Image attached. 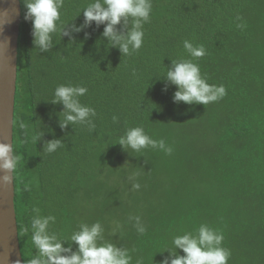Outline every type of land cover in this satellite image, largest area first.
I'll use <instances>...</instances> for the list:
<instances>
[{
  "label": "trees",
  "instance_id": "trees-1",
  "mask_svg": "<svg viewBox=\"0 0 264 264\" xmlns=\"http://www.w3.org/2000/svg\"><path fill=\"white\" fill-rule=\"evenodd\" d=\"M89 2L65 0L61 21L69 28L82 24ZM152 4L142 47L125 56L107 46L104 26L95 23L74 34L75 43L54 34L55 47L40 53L22 4L14 144L22 157L15 203L25 264L36 254L25 232L33 206L56 217L50 229L62 238L81 223L101 222L105 240L127 248L132 264L139 257L159 264L168 253L158 252L171 247L173 236L194 233L201 224L223 233V246L231 250L228 264H264V0ZM185 40L205 47L194 62L208 83L225 87L218 101L177 104L176 86L163 91L161 77L172 59L191 58ZM69 82L88 88L80 100L97 112L94 130L59 127L63 105L50 101L56 87ZM20 121L43 130V139L25 143ZM136 126L164 139L172 154L150 147L130 154L115 144ZM56 138L64 146L43 151L45 141ZM133 173L138 192L130 187ZM136 201L137 215L121 210ZM130 216L141 217L143 235Z\"/></svg>",
  "mask_w": 264,
  "mask_h": 264
},
{
  "label": "clouds",
  "instance_id": "clouds-1",
  "mask_svg": "<svg viewBox=\"0 0 264 264\" xmlns=\"http://www.w3.org/2000/svg\"><path fill=\"white\" fill-rule=\"evenodd\" d=\"M21 3L25 8V20L32 23L34 48L39 49L40 53H49L55 47L54 34L59 33L62 37H68L70 43H75L74 34L83 32L95 23L97 28L104 26L102 37L107 39L108 47L118 48L123 56L129 55L142 47L145 35L143 25L149 22L153 10L152 0H90L82 11L84 22L79 26L73 23L69 28L70 23L64 24L61 21L65 0H21ZM7 18L8 10L0 13V23ZM90 36V33L85 32L86 39ZM183 47L191 58L172 59L171 66L167 67L166 74L161 77L165 82L163 91L167 92L169 86H176L173 102L177 104L208 105L223 98L226 95L225 87L208 83L206 76L201 74L199 64L194 62V59L206 54L205 47L194 46L188 40L183 42ZM87 92V87L71 82L56 87L50 102L63 105L59 113L61 129L66 130L69 125L73 127L76 124L90 131L95 129V108L84 105L80 100ZM113 122H118L116 116H113ZM18 127L23 131L25 143H38L45 134L43 130L36 131L23 121L18 123ZM115 144L130 154L129 149L139 153L149 147L167 155L173 152V147L166 144L164 139H153L142 126L127 128ZM63 146V139L47 140L43 151L53 153ZM21 160L14 143L0 140V188L6 189L14 183ZM137 175L133 173L128 179L135 181ZM140 187V183L133 182V190ZM24 189L30 191L31 183H25ZM31 213L30 228L26 227L25 232H30L36 254L27 264H132V256L127 248L105 240V229L101 222L81 223L70 238H62L50 229V225L56 223L55 216L42 214L36 206H33ZM129 220L135 221L134 227L139 234L146 232L140 216H130ZM223 240L222 232L201 224L194 233L185 232L173 236L171 247L158 252L168 253L159 264H228L231 250L223 246ZM73 245L76 246L75 250ZM135 264H144L143 257L137 258Z\"/></svg>",
  "mask_w": 264,
  "mask_h": 264
},
{
  "label": "water",
  "instance_id": "water-1",
  "mask_svg": "<svg viewBox=\"0 0 264 264\" xmlns=\"http://www.w3.org/2000/svg\"><path fill=\"white\" fill-rule=\"evenodd\" d=\"M8 18L0 23V140L14 143L21 0H0V13ZM15 181L0 188V264H25L16 212Z\"/></svg>",
  "mask_w": 264,
  "mask_h": 264
},
{
  "label": "rangeland",
  "instance_id": "rangeland-1",
  "mask_svg": "<svg viewBox=\"0 0 264 264\" xmlns=\"http://www.w3.org/2000/svg\"><path fill=\"white\" fill-rule=\"evenodd\" d=\"M113 177H115V178H117V174H114V176ZM133 182H135V181H129V183H130V187H131V190L133 189L132 188V184H133ZM121 185H122V187H123V183H121ZM140 189H138V190H134L135 192H138ZM121 210H128L131 214H138L140 211H141V207H140V203H139V201H136V202H134V203H131V204H127V203H125V205L121 208ZM86 212H89V209H86ZM125 232H127V231H125ZM128 233V232H127Z\"/></svg>",
  "mask_w": 264,
  "mask_h": 264
}]
</instances>
